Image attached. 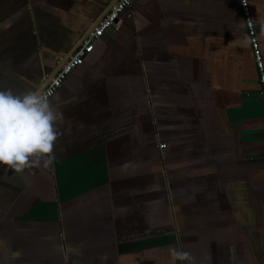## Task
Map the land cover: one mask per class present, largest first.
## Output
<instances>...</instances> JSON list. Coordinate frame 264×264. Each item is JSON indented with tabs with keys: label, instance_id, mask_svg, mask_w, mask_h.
I'll return each mask as SVG.
<instances>
[{
	"label": "crops",
	"instance_id": "1",
	"mask_svg": "<svg viewBox=\"0 0 264 264\" xmlns=\"http://www.w3.org/2000/svg\"><path fill=\"white\" fill-rule=\"evenodd\" d=\"M109 1L0 0V131ZM260 92L239 0H135L1 153L0 264H264Z\"/></svg>",
	"mask_w": 264,
	"mask_h": 264
},
{
	"label": "built area",
	"instance_id": "2",
	"mask_svg": "<svg viewBox=\"0 0 264 264\" xmlns=\"http://www.w3.org/2000/svg\"><path fill=\"white\" fill-rule=\"evenodd\" d=\"M134 1L135 0H117L111 6L103 18L99 20L96 26L88 33L82 44L68 57L43 90L25 107L15 123L0 139V156L6 148L10 147L16 141L17 137L23 132L32 117L47 112L48 102L56 90H58L66 78L84 62L86 56L94 50L95 42L100 39L106 31L119 27L121 23V14L129 8ZM239 2L254 61L259 71L260 93L264 96V59L259 43L257 25L252 16L249 0H239ZM165 146V143L160 144L161 148Z\"/></svg>",
	"mask_w": 264,
	"mask_h": 264
},
{
	"label": "water",
	"instance_id": "3",
	"mask_svg": "<svg viewBox=\"0 0 264 264\" xmlns=\"http://www.w3.org/2000/svg\"><path fill=\"white\" fill-rule=\"evenodd\" d=\"M117 0H110L103 9L98 13V15L94 18L92 23L85 29L81 37L66 51V53L61 56L57 62H55V65L52 67V69L46 73L45 77L42 79V81L37 85V87L34 89V91L31 93V95L28 97V99L24 102V104L21 106V108L18 110V112L10 119V121L5 125V127L0 131V139L7 133V131L10 129V127L15 123V121L18 119V117L21 115L23 110L26 106H28L35 98L36 96L43 90V88L47 85V83L50 81L52 76L60 69V67L63 65V63L68 59V57L82 44L88 33L96 26V24L103 18V16L107 13V11L111 8V6L116 2Z\"/></svg>",
	"mask_w": 264,
	"mask_h": 264
}]
</instances>
